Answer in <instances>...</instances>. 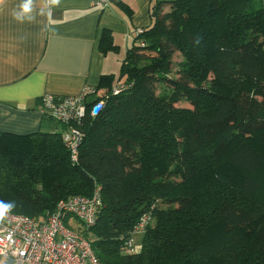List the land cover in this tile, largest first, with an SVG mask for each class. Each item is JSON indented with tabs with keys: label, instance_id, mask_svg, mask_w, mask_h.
<instances>
[{
	"label": "trees",
	"instance_id": "trees-1",
	"mask_svg": "<svg viewBox=\"0 0 264 264\" xmlns=\"http://www.w3.org/2000/svg\"><path fill=\"white\" fill-rule=\"evenodd\" d=\"M151 8L153 24L134 38L120 77L102 75L87 102L104 106L83 120L77 161L60 130L0 131V202L14 204L6 213L44 217L100 188L96 224L73 225L101 264H264V203L254 200L264 169V2ZM99 49L119 50L109 30ZM146 214L152 221L128 253Z\"/></svg>",
	"mask_w": 264,
	"mask_h": 264
},
{
	"label": "crops",
	"instance_id": "crops-1",
	"mask_svg": "<svg viewBox=\"0 0 264 264\" xmlns=\"http://www.w3.org/2000/svg\"><path fill=\"white\" fill-rule=\"evenodd\" d=\"M154 1L112 0L109 7L100 8L91 0H60L58 5L32 0L31 10L24 12L25 0H2L0 131L60 130L41 112L42 96L78 95L87 86L96 88L102 75L116 74L114 56L133 45L138 28L153 24ZM105 29L113 35L118 51L99 49ZM115 62L122 65L121 60Z\"/></svg>",
	"mask_w": 264,
	"mask_h": 264
},
{
	"label": "built area",
	"instance_id": "built-area-1",
	"mask_svg": "<svg viewBox=\"0 0 264 264\" xmlns=\"http://www.w3.org/2000/svg\"><path fill=\"white\" fill-rule=\"evenodd\" d=\"M92 5L109 7L110 0H91ZM144 32L136 30L137 35ZM141 45L145 42L139 40ZM118 92V89L115 90ZM95 94L87 86L78 95L60 96L45 93L41 98V112L51 117L60 126L64 144L73 161H77L84 137L83 120L87 115H96L104 106L103 101L87 105ZM103 206L100 188L91 196H75L61 200L55 210L44 217L6 213L0 220L1 264H101L89 240L73 225L78 219L87 227L94 226ZM152 217L144 215L125 241V250L135 252L136 240L151 223Z\"/></svg>",
	"mask_w": 264,
	"mask_h": 264
},
{
	"label": "rangeland",
	"instance_id": "rangeland-1",
	"mask_svg": "<svg viewBox=\"0 0 264 264\" xmlns=\"http://www.w3.org/2000/svg\"><path fill=\"white\" fill-rule=\"evenodd\" d=\"M264 2V0H262ZM168 8V7H167ZM126 49L127 48H123L122 50H120L115 56H114V62H113V70L116 72L115 76L116 78L120 77V69H121V66L117 65V63L115 62L116 59L118 60H121L123 61L124 57H125V52H126ZM176 61L178 62L179 60H181V56L180 55H177L175 57ZM120 67V68H119ZM113 71V72H114ZM120 82H124V79L121 80ZM102 93V92H101ZM178 106H182V107H189L190 104L185 102V101H182L178 104ZM52 129V131H55V128H50ZM224 168H223V167ZM221 167L225 170V171H229V173L235 177H239L240 173L239 171H237L236 169H233V168H229L227 166H224L223 164L221 165ZM257 177L259 178V182H260V188L258 190V192L256 193V197H254V200L257 201V202H262L264 203V169H262L258 174H257Z\"/></svg>",
	"mask_w": 264,
	"mask_h": 264
},
{
	"label": "clouds",
	"instance_id": "clouds-1",
	"mask_svg": "<svg viewBox=\"0 0 264 264\" xmlns=\"http://www.w3.org/2000/svg\"><path fill=\"white\" fill-rule=\"evenodd\" d=\"M0 2H2V0H0ZM32 0H25V3L23 5V9L24 12H29L30 9V5H31ZM49 3L52 5H58L60 3V0H49ZM17 19H23V17L21 16H17ZM14 207V204H5L3 202H0V220H3L5 217V211L4 209H10Z\"/></svg>",
	"mask_w": 264,
	"mask_h": 264
},
{
	"label": "water",
	"instance_id": "water-1",
	"mask_svg": "<svg viewBox=\"0 0 264 264\" xmlns=\"http://www.w3.org/2000/svg\"><path fill=\"white\" fill-rule=\"evenodd\" d=\"M95 110L99 111V108L96 107Z\"/></svg>",
	"mask_w": 264,
	"mask_h": 264
}]
</instances>
